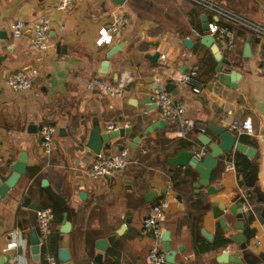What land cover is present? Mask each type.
I'll use <instances>...</instances> for the list:
<instances>
[{"label": "crops", "instance_id": "0c3cea01", "mask_svg": "<svg viewBox=\"0 0 264 264\" xmlns=\"http://www.w3.org/2000/svg\"><path fill=\"white\" fill-rule=\"evenodd\" d=\"M213 1L264 27V0ZM57 2L0 0V56L5 55L0 67L1 178L10 175L12 164L22 152L28 156L26 173L0 199V254H9L10 263L36 264L31 252L40 236L36 210L50 207L46 205L51 191L53 204L62 200L70 210L69 214L63 212L60 222L52 223V230L58 231L57 250H44L45 246L40 249L41 255L48 252L55 257L54 264H62L58 260L61 247L68 248L75 264H90L98 254L101 264H146L153 238L150 233H142V218L150 204L163 198L169 201L163 225L176 250L174 264H238L233 262L237 254H249L264 264V135L260 134L261 117L249 103L256 87L264 85V72L259 71L264 67V37L217 18L190 0H125L121 5L113 0H72L65 10L58 8ZM116 14L126 16L127 23L111 43L97 45L99 28ZM202 14L207 25L217 21L234 32V49L221 52L230 67L242 73L236 88L221 80L216 71L218 62L214 56L209 58L211 50L201 42L208 34L203 30ZM42 16L49 18L50 50L45 52L33 44L31 30H25L19 38L11 37V22L31 23ZM197 26L204 34H198ZM248 36L251 57H244ZM185 38L193 40L191 48L185 46ZM115 44L122 47L109 58L110 74H99L105 53ZM156 51L160 56L153 62L147 54ZM206 57L211 64L215 62L214 72L208 69ZM29 67L32 86L28 90L17 92L6 84L10 73ZM192 67L197 68L204 83L200 94L174 79ZM125 70L132 72L134 81L120 95L106 96L85 85L96 76L114 81ZM153 77L165 79L166 89L169 83L174 85L167 90L184 110L180 118L166 119V126L135 146L134 137L154 120L165 119L156 107L147 109L143 104L153 94ZM183 120H190L199 131L191 130L189 139L170 137ZM234 120L245 124L242 135L250 142L243 143L256 150L252 158L243 153L258 169L256 187L242 186L236 166L234 171L225 169V157L212 171L211 183L219 189L212 194L205 186H194L198 174L191 167H174L168 162L179 149H199L198 134H212L208 124L229 129ZM43 123L57 126L50 156L42 155L39 148ZM96 124L101 132L108 130L109 124L129 128L124 138L110 139L102 147L114 151L123 143L129 149V158L124 170L109 178L91 180L87 169L94 155L87 151L86 141ZM179 141L186 145L177 144ZM149 191L154 194L147 201L145 193ZM80 192L85 193L84 198ZM213 202L243 204L248 212L244 216L245 251H238V245L229 238L238 231L235 215L225 210L226 232L213 215ZM64 213L70 223L67 233L61 232ZM127 217L130 221L118 232ZM216 238L227 239V243L215 246ZM42 260V264H49L44 257Z\"/></svg>", "mask_w": 264, "mask_h": 264}, {"label": "built area", "instance_id": "2783aa9c", "mask_svg": "<svg viewBox=\"0 0 264 264\" xmlns=\"http://www.w3.org/2000/svg\"><path fill=\"white\" fill-rule=\"evenodd\" d=\"M72 0H58L57 5L60 9H67ZM194 4L210 10L215 16L223 17L235 24L242 26L250 31H253L257 36L264 37V27L260 26L243 16L237 15L228 10L221 4L213 0H190ZM128 19L126 16L116 14L112 20L105 23L98 30L96 44L101 46L112 42L114 35L122 28ZM10 35L13 39L19 38L23 35L25 30H31L33 44L43 50L49 44V18L47 16L40 17L37 21L25 23L21 21H13L9 24ZM208 34L214 37V40L220 51L232 50L236 44L234 32L226 26L220 25L217 21L208 23ZM260 72H264V67L259 68ZM176 81L186 85L192 93L200 94L202 92L204 83L199 76L197 68L192 67L179 74L174 78ZM154 82V89L152 94V101L163 118L175 121L180 118L184 106L181 102L176 101L166 89V80L158 77L152 78ZM134 81V75L131 71H122L116 80L112 81L103 76H96L88 79L85 85L88 89H98L103 95L116 96L120 95L123 90ZM6 84L14 91L20 92L28 90L32 86V80L24 71L17 70L10 73L6 77ZM108 130L115 129L113 124L107 126ZM193 129V123L190 120H183L177 128L169 133L170 137L188 138V133ZM229 130L236 136L245 133L246 126L239 120H234L229 125ZM57 132V126L52 123H43L39 128V148L44 156H50L54 149V136ZM189 139V138H188ZM232 150L225 154L226 165L225 169L228 171L235 170L234 152ZM206 152V148L200 146L199 149H194V155L202 158ZM129 158V149L124 147L114 151L100 150L95 154L92 162L87 169V176L91 180L108 176L114 172L124 170L127 167ZM3 179L0 176V182ZM169 207V201L166 198L152 203L148 206L146 215L142 218L141 231L142 233H150L153 238V243L146 254V264H164L166 263V253L163 248V232L164 221L166 220V212ZM53 211L50 207H43L36 210V228L40 233L39 246L40 249L46 245L48 235L50 233V224L53 219ZM44 260L49 264L55 263V257L44 252ZM6 264H20L6 263ZM25 264V263H22ZM128 264V263H121Z\"/></svg>", "mask_w": 264, "mask_h": 264}, {"label": "water", "instance_id": "95a60500", "mask_svg": "<svg viewBox=\"0 0 264 264\" xmlns=\"http://www.w3.org/2000/svg\"><path fill=\"white\" fill-rule=\"evenodd\" d=\"M115 4L121 5L125 2V0H113ZM203 30H208L207 22L205 21V14H202ZM250 40L251 37L248 36L243 46V56L251 57V49H250ZM186 47L191 48L193 45V40L190 38H185L183 40ZM201 42L210 48L214 59L218 62L216 66V71L219 73L221 80L228 86L238 87L239 82L242 80V73L238 72L236 69L230 67V61L222 54L219 50L214 37L211 34H205L201 38ZM122 44H115L112 46L106 53L105 58L101 61L100 66L98 68V73L102 75H109V58L120 50ZM51 46H47L43 49V51L47 52L50 50ZM160 53L158 51L153 54H147V57L155 62L159 58ZM5 59V55L0 56V67L2 61ZM225 64L226 66H223ZM31 68H25L24 73L31 78L32 72ZM174 85L169 83L167 85V89L170 90ZM152 97V96H151ZM151 97H147L144 99L143 104L147 109L155 108V103L152 101ZM250 105L261 117V126H260V134L264 135V85L256 87V92L253 93L252 97L249 100ZM166 119L154 120L150 125H148L139 136H136L132 139V143L136 146L140 139L150 135L153 131L166 126ZM208 128L211 130L212 134H206L201 132L198 134L197 139L199 141V146H203L206 148V152L202 158H198L194 155V150L188 149H179L177 150L174 156L168 157V162L174 166H189L191 167L197 174L198 179L194 182V186L196 188L200 186H205L206 191L210 194L217 192L219 189L216 188L211 183V174L212 171L217 167L219 162L225 157L227 152L232 150L239 151L244 153L249 158H252L256 150L241 142L237 136L230 131L225 126H220L218 124H208ZM129 131L127 127H118L115 129L106 130L105 132H101L100 127L96 124L90 131V134L86 141V149L90 155H94L98 153L102 147L109 144L110 139L115 137L124 138L126 132ZM125 144H118L119 149H123ZM27 161L28 156L25 152H22L18 159L12 164L11 169L12 172L10 175L0 182V199L17 183L18 179L21 175L26 173L27 169ZM104 178H109V176H104ZM46 180H43L45 183ZM154 191H149L145 193V197L147 201L151 200ZM80 197L84 198L85 193L80 192ZM229 210L236 217L235 227L238 231L234 234H230L229 238L234 241L238 245V251L246 250V240L243 234V230L245 228L244 224V216L248 215V212L244 210L242 203H235L230 205H219L217 202H213L212 211L215 218L218 219L220 225L224 228L226 232L229 231L226 226L225 221V210ZM130 221V218L127 217L125 222L121 225L120 232L123 228H125L126 223ZM70 231V223L66 220V213H64V219L61 226V232L67 233ZM170 232L168 230H164L162 240H163V248L166 253V262L169 264L175 263L176 250H174L170 243ZM31 252L33 254V260L36 264H40V246L39 239L36 243L31 247ZM11 260L9 254L1 255L0 254V264H6ZM58 260L62 264H75L72 260L69 250L66 247H61L58 250ZM233 262H237L241 264L243 262H248L250 264H261V262H257L251 258L249 254H245L242 257L237 254L233 258ZM90 264H101V256L96 255Z\"/></svg>", "mask_w": 264, "mask_h": 264}, {"label": "trees", "instance_id": "16d2710c", "mask_svg": "<svg viewBox=\"0 0 264 264\" xmlns=\"http://www.w3.org/2000/svg\"><path fill=\"white\" fill-rule=\"evenodd\" d=\"M242 27V26H240ZM197 31H198V34L199 35H202L204 34V32L202 31L201 27L200 26H197ZM244 28V27H243ZM246 29V28H245ZM241 32L239 33H243L246 32V30H240ZM209 52V50H208ZM209 58L213 59V55L211 52H209ZM205 62L207 63V66H208V69L211 71V72H214L215 71V62H213V64L210 63V61H207V57L205 59ZM211 64V65H210ZM199 131V129L196 127V128H193L192 129V133H197ZM240 140L242 142H245V143H249L250 141L247 140L243 135L240 136ZM177 144L179 145H186V143H183L181 141L177 142ZM235 166H236V171L239 175V177H241V184L242 186L244 187H251V185H253V187H256L255 186V183H256V178H257V167L253 164V162L248 159L243 153L239 152V151H236V154H235ZM47 194H49L48 198H49V201H48V204L46 206H50V208L52 209L53 211V219H52V222L50 224V233L48 235V239H47V242H46V245L44 247V250H48V251H56L57 250V234H58V231L57 229L56 230H52V223L53 222H60L61 219H62V214L64 211H66L68 214L70 213V210L68 209V207L65 205V202H63L62 200H58V204L55 205L53 204V202L50 200L51 198H53V195H52V192H48ZM75 233V230L72 232V234ZM227 243V239H220L218 240L217 238L214 240V245L215 246H222V245H225ZM43 257L44 255L42 254L41 255V252H40V262L42 264L43 262ZM164 264H169V263H164Z\"/></svg>", "mask_w": 264, "mask_h": 264}]
</instances>
